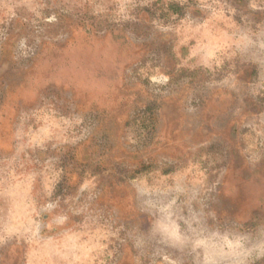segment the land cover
Here are the masks:
<instances>
[{
	"label": "rangeland",
	"instance_id": "1",
	"mask_svg": "<svg viewBox=\"0 0 264 264\" xmlns=\"http://www.w3.org/2000/svg\"><path fill=\"white\" fill-rule=\"evenodd\" d=\"M0 264H264V0H0Z\"/></svg>",
	"mask_w": 264,
	"mask_h": 264
}]
</instances>
